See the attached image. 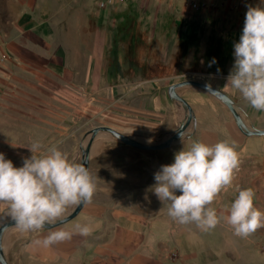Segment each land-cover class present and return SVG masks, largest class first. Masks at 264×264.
<instances>
[{"label":"rangeland","instance_id":"1","mask_svg":"<svg viewBox=\"0 0 264 264\" xmlns=\"http://www.w3.org/2000/svg\"><path fill=\"white\" fill-rule=\"evenodd\" d=\"M8 1L0 0V152L15 166L31 155L34 141H40L41 149L56 145L69 158L88 161L96 183L89 203L104 204L111 216L120 212L141 216L143 245H175L172 239L185 233L201 245H215V230L226 219L208 231L194 222L181 224L168 215V202H161L150 186L155 182L153 173L161 164L171 163L174 151L182 147L179 134L184 146L192 139L201 140L205 125L217 115L224 128L217 139L234 142L239 169L231 186L210 206L227 212L238 189L252 187L254 206L264 210V134L243 132L230 108L202 88L176 87L187 103L170 91L178 81H204L233 98L249 128L264 129V110L253 108L226 81L234 61L233 47L230 50L227 44L239 38L246 5L258 0H125L102 8L100 21L86 27V35H80L83 39L59 35L64 40L48 44L47 49L15 32ZM94 1L99 7L101 0ZM124 14L133 17L119 30ZM15 42L43 50L47 56L55 54L60 67L73 73L40 75L45 65L15 51L11 47ZM59 45L64 50L56 51ZM151 55L163 66L158 73L144 72L140 65ZM218 56L227 65L220 72L215 63L209 66ZM46 65H51L50 59ZM86 67L89 75L79 70ZM104 125L143 143L170 142V146L138 148L107 131L92 137L93 129ZM75 207L70 206L65 216ZM250 245L264 250V227L250 234ZM4 249L9 259L8 245Z\"/></svg>","mask_w":264,"mask_h":264},{"label":"clouds","instance_id":"2","mask_svg":"<svg viewBox=\"0 0 264 264\" xmlns=\"http://www.w3.org/2000/svg\"><path fill=\"white\" fill-rule=\"evenodd\" d=\"M232 47L234 61L227 83L253 108L264 110V0L246 5L242 29ZM215 62L212 57L209 66ZM179 138L182 147L174 151L171 163L161 164L153 173L155 182L150 186L161 202H168V215L181 224L194 222L204 231L226 219L241 237L264 227V210L254 206L252 187L238 189L227 212L210 206L231 186L239 169L234 142L192 139L184 146L182 133ZM29 149L31 155L19 166L0 152V201L7 202L9 216L20 229L39 231L62 223L70 206L89 203L96 183L84 163L69 158L58 146L41 149L37 140ZM75 229L85 235L91 231L87 224H77ZM72 234L56 228L39 243L49 246Z\"/></svg>","mask_w":264,"mask_h":264},{"label":"crops","instance_id":"3","mask_svg":"<svg viewBox=\"0 0 264 264\" xmlns=\"http://www.w3.org/2000/svg\"><path fill=\"white\" fill-rule=\"evenodd\" d=\"M94 2L9 0L8 9L13 11L15 32L28 43L44 44L47 49L48 44L56 45L58 40H64L59 35L74 36L73 40L76 41L83 39L80 35H86V27L100 21L103 9L94 6ZM75 27V30H71ZM94 31H89L92 36L95 35ZM61 46H56V51L64 50ZM11 47L24 53L25 57L45 65L46 71H40V75L73 73L72 69L63 70L60 67L55 54L47 56L43 50L24 48L17 42L11 44ZM47 59H50V66L46 65ZM79 70L84 75L91 73L87 67ZM219 132H224V128L221 118L215 115L205 125L200 138L204 142L215 143ZM9 218L7 202L0 201V225ZM77 224H87L91 231L86 235L81 234L75 229ZM56 228H65L73 234L71 238L49 246L39 243L49 231ZM214 239L215 245H201V241L193 240L190 233H185L180 234L176 241L172 239L175 245H143L141 216L125 215L122 212L111 216L104 204L91 202L70 223L39 231H26L13 225L6 229L3 244L8 245L12 264H264V250L259 251L256 245H250V235H235L227 222L215 230ZM172 251H178L179 256L171 258Z\"/></svg>","mask_w":264,"mask_h":264},{"label":"water","instance_id":"4","mask_svg":"<svg viewBox=\"0 0 264 264\" xmlns=\"http://www.w3.org/2000/svg\"><path fill=\"white\" fill-rule=\"evenodd\" d=\"M183 86H196V87L202 88L205 91L215 95L217 98L222 100L230 108L231 112L233 113V115L237 121L238 126L240 127V129L243 132H245L247 134H259V135L264 134V129H260L257 127H253V128L248 127V125L246 124V122L244 121V119L242 118L240 113L237 111V109L234 105L233 98L228 93L223 91L222 89H219L213 85H210L204 81L197 80V79H185L182 81H178V82L171 85V87H170L171 95L173 97L179 98L180 100H183L185 103H187L186 100L181 95H179L175 90L176 87H183ZM102 131H107L110 134L114 135L119 140L123 141L124 143L133 145V146L138 147V148L162 149V148H167L170 146V142L163 143V144H161V143H159V144L143 143V142L137 140L132 135L127 134V133L122 132L118 129H115L114 127L107 126V125L94 128L92 134L96 135ZM83 163L88 167V161L87 160H84ZM82 206L83 205L76 206L70 214L65 216L62 223L66 222V221L70 220L71 218H73L74 216H76L78 214V212L80 211V209L82 208ZM59 224H61V223H59ZM13 225H16V224L12 218L7 219L6 221L1 223V225H0V263L1 264H11L10 260L6 256V252H5L4 244H3V237H4V233H5L6 229L13 226ZM51 227H53V226L46 225V228H51Z\"/></svg>","mask_w":264,"mask_h":264},{"label":"trees","instance_id":"5","mask_svg":"<svg viewBox=\"0 0 264 264\" xmlns=\"http://www.w3.org/2000/svg\"><path fill=\"white\" fill-rule=\"evenodd\" d=\"M133 15L130 14H124V23H120L123 24L122 26L119 27V30H124V26L127 25V23L130 22V20L132 19ZM231 43L227 44V48L231 50ZM153 54V53H152ZM216 58V62H215V67L216 70L219 68V72L224 70L226 68V59H224L222 56H218L215 57ZM152 59V60H151ZM228 59V58H227ZM143 67L144 72H151V73H158L159 71L162 70V65L161 63L159 64V62L156 63V57L152 56L149 57H145L143 59V63L140 64Z\"/></svg>","mask_w":264,"mask_h":264},{"label":"built area","instance_id":"6","mask_svg":"<svg viewBox=\"0 0 264 264\" xmlns=\"http://www.w3.org/2000/svg\"><path fill=\"white\" fill-rule=\"evenodd\" d=\"M120 2L121 4L125 2V0H101L99 2V7L104 8L107 7L108 5H112L114 3ZM179 256V253L177 251H172L170 254L171 258H177Z\"/></svg>","mask_w":264,"mask_h":264},{"label":"bare ground","instance_id":"7","mask_svg":"<svg viewBox=\"0 0 264 264\" xmlns=\"http://www.w3.org/2000/svg\"><path fill=\"white\" fill-rule=\"evenodd\" d=\"M95 135L92 134V137H94Z\"/></svg>","mask_w":264,"mask_h":264}]
</instances>
